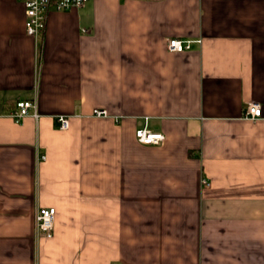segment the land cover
I'll return each instance as SVG.
<instances>
[{
    "label": "crops",
    "instance_id": "crops-1",
    "mask_svg": "<svg viewBox=\"0 0 264 264\" xmlns=\"http://www.w3.org/2000/svg\"><path fill=\"white\" fill-rule=\"evenodd\" d=\"M25 21L0 0V264H264V0H90L40 40ZM31 98L38 120L2 115Z\"/></svg>",
    "mask_w": 264,
    "mask_h": 264
},
{
    "label": "built area",
    "instance_id": "built-area-1",
    "mask_svg": "<svg viewBox=\"0 0 264 264\" xmlns=\"http://www.w3.org/2000/svg\"><path fill=\"white\" fill-rule=\"evenodd\" d=\"M90 0H23L26 13L25 27L29 36L40 40L47 26L48 14L51 10L68 11L74 8H80ZM202 43L198 40H182L178 38H169L167 40V49L170 52L182 53L193 48V43ZM16 123H21L27 117L38 120L41 114L38 109V103L35 98L18 99L5 113ZM93 116L107 117L106 110H95ZM263 117L262 105L258 102H251L247 105L244 118L247 120H258ZM57 127L60 130H67L70 126L69 115H58L56 117ZM136 139L138 142L146 145H160L165 142L166 135L163 132H156L148 127L136 130ZM45 155H40V160H45ZM203 183L209 185V182L203 180ZM56 218V209L54 207H39L35 215L36 235L39 238H51L54 232Z\"/></svg>",
    "mask_w": 264,
    "mask_h": 264
}]
</instances>
